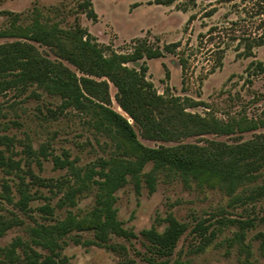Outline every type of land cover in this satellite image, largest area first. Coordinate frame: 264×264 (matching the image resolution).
Returning <instances> with one entry per match:
<instances>
[{"label":"rangeland","instance_id":"374dc122","mask_svg":"<svg viewBox=\"0 0 264 264\" xmlns=\"http://www.w3.org/2000/svg\"><path fill=\"white\" fill-rule=\"evenodd\" d=\"M83 1L0 0V29L14 21L27 25L34 19L65 28L80 24L96 37L106 55L113 50L130 52L141 44L153 48L170 44L172 50H165L163 56L140 60L146 61L147 75L160 93L190 96L199 101L193 111L214 114L224 122L244 126L264 118V71L251 64L253 59L264 62V45L255 48V56L245 57L233 38L244 32L264 33V14H258L264 0H174L170 4L92 0L97 19L84 12ZM16 38L0 37V43ZM36 44L44 55L76 70L47 45ZM109 91V106L131 121L138 139L148 146L208 140L238 143L264 133L260 124L180 140L147 138L118 104L117 88L110 81ZM62 101L60 95L36 84L0 93V153L6 157V162L0 161V214L12 222L0 237V264L23 263L11 262L5 248L18 237L29 240L33 226L55 223L69 210L84 215L94 207V184L77 192L74 204L65 202L77 183L72 168L57 159L68 158L84 170L99 167L100 157L118 152L115 139L94 126L91 114L73 107L62 109ZM152 167L148 162L139 179L130 177L116 191L118 218L128 234L110 233L105 242L94 230H73L60 239L64 264H121L127 259L141 264H264V193L250 195L256 183H263L264 169L258 181L229 194L220 183L185 180L168 169L154 173L151 186L147 174ZM24 194L27 204L21 200ZM47 204L52 211L44 208ZM169 214L187 228L172 252L165 253L143 230H163ZM17 253L23 258L21 247Z\"/></svg>","mask_w":264,"mask_h":264},{"label":"trees","instance_id":"16d2710c","mask_svg":"<svg viewBox=\"0 0 264 264\" xmlns=\"http://www.w3.org/2000/svg\"><path fill=\"white\" fill-rule=\"evenodd\" d=\"M173 1L154 0L160 4ZM81 5L90 18L97 19L92 0H84ZM260 6L258 14H264V6L261 3ZM11 36L17 38L0 43V93L10 88H27L36 84L51 94H58L63 100L62 109L73 107L91 114L94 126L111 134L118 150L110 157H100L97 162L99 167L95 164L84 170L76 167L68 158L63 161L57 159L62 166L72 168L77 183L66 195L65 202L74 204V195L94 184L95 205L84 215L69 210L64 218L55 223L33 226L29 240L18 237L5 248L11 262L64 264L65 260L60 258L59 252L60 239L73 230H94L97 238L105 242L110 233L128 234L118 218L116 191L130 177L139 179L148 162L153 163L147 174L151 186L154 185V173L164 169L178 172L185 180L220 183L229 194H235L240 188L245 189L246 185L261 178L264 169V133L238 143L208 140L204 144L186 142L152 147L138 139L133 124L126 116L109 106L110 81L117 88L115 98L118 104L140 127L143 135L151 139L180 140L194 135L223 134L264 125V118L260 123L252 121L244 126L224 122L214 114L203 115L193 111L191 108L197 106L199 101L190 96L160 93L147 75L149 67L146 61L140 60L163 56L165 50H172L170 44L156 48L141 44L130 52L113 50L106 55L96 37L82 25L65 28L58 23L39 19L27 25L14 21L10 27L0 29V37ZM233 38L238 39L237 49L242 48L239 54L245 57L255 56V48L264 45V33L253 35L244 32ZM36 43L53 49L60 58L73 64L76 70L62 60L44 55ZM130 62L135 64L129 65ZM251 64L264 71L262 60L253 59ZM0 161L6 162L3 153H0ZM136 181L139 185V181ZM250 190L251 196L262 195L264 181L256 183ZM22 196L23 204H27L28 197L26 194ZM44 208L52 211L48 204ZM166 221L163 230L150 228L144 229L143 233L157 249L171 253L187 225L173 214L167 215ZM11 225L12 222L0 214V237ZM262 235L264 246V233ZM34 244L48 252L43 253ZM18 247L22 248L23 258L17 253ZM121 264L141 263L127 259Z\"/></svg>","mask_w":264,"mask_h":264}]
</instances>
